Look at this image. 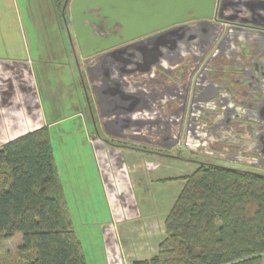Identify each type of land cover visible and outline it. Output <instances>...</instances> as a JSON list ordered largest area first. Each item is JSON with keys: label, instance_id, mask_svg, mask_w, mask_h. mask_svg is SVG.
I'll return each instance as SVG.
<instances>
[{"label": "rangeland", "instance_id": "obj_1", "mask_svg": "<svg viewBox=\"0 0 264 264\" xmlns=\"http://www.w3.org/2000/svg\"><path fill=\"white\" fill-rule=\"evenodd\" d=\"M69 15L67 6L62 19L78 54L79 81L88 87L84 67L91 62L81 57ZM51 17L48 0H0V59L27 60L26 50L37 44L30 35L32 24ZM35 67L38 70L40 64ZM69 82L64 77L55 80L47 74L36 75L45 103L55 97L57 102H66L60 96ZM49 135L72 230L86 264H104L105 247L111 264L151 258L164 236L163 220L183 184L169 180L189 174L200 163L264 174V169L193 156L179 147L165 151L111 140L102 132L96 108L92 120L82 115L69 117L52 127ZM20 239L16 235L1 242L0 264L16 259Z\"/></svg>", "mask_w": 264, "mask_h": 264}, {"label": "trees", "instance_id": "obj_2", "mask_svg": "<svg viewBox=\"0 0 264 264\" xmlns=\"http://www.w3.org/2000/svg\"><path fill=\"white\" fill-rule=\"evenodd\" d=\"M66 0H50L57 18ZM182 187L149 259L131 264H264V174L200 163ZM20 235L6 264H86L58 179L49 129L0 146L1 242Z\"/></svg>", "mask_w": 264, "mask_h": 264}, {"label": "water", "instance_id": "obj_3", "mask_svg": "<svg viewBox=\"0 0 264 264\" xmlns=\"http://www.w3.org/2000/svg\"><path fill=\"white\" fill-rule=\"evenodd\" d=\"M244 1L241 2L242 7L239 11L236 8V11L232 8L225 9L221 1L219 10L230 14L235 11L239 19L229 21L238 24L239 28L236 29L239 31H247L252 35L240 33L234 35L227 27L219 41L241 42L248 53L249 48L259 44V39L254 36L256 32H250L248 26L264 29L263 23L252 20V18L264 20V0H251V2L248 1L249 3ZM215 3L216 0L71 1L69 13L81 57L85 59L103 52L85 66V73L93 94L101 129L106 136L117 140L144 142L136 136L146 138L142 129L145 130L147 124L154 123V118L164 105L161 99L163 95L160 92L147 93L142 88V83L131 80L137 77H152L157 69L170 74L186 57L194 61V67L197 70L222 33L221 28L218 30L214 26L211 27L209 22L213 17ZM66 4L67 0L64 9ZM94 9L98 10L101 18L107 19L106 26L110 24L120 26L118 35L113 36L112 39L108 37L97 40L100 43L96 50L95 45L91 43L93 38L88 23L90 18L95 16L89 11ZM189 20L197 22L194 25L184 24ZM216 49L217 46L214 51ZM247 70L249 75L237 81L235 86L216 87V93L210 95L208 99H202L203 101L198 100L197 106L200 105V108L206 109L210 103L215 104L221 115H228L230 122L232 121L231 126L238 130L244 129V134L236 133L237 136L241 138L246 136L251 144L255 141L260 150L253 152L247 147L248 149L243 152L249 154L237 162L264 169V132L258 131L259 138L256 136V130L261 129L259 122L264 120V99L258 100V94L264 89L263 71L262 67ZM244 81L247 83H243ZM253 82L258 87L251 86ZM186 87L178 88L174 95L177 93L178 96L186 98L190 83ZM198 89L201 93L205 92L204 86H199ZM194 90L195 82L193 81L192 91ZM225 94H229L232 98L228 104L224 105L222 96ZM172 101L179 100L172 99ZM182 102L179 105H182L181 111L183 110L184 114L185 99ZM256 115L258 117H255ZM170 120L173 119L170 118ZM245 126L253 129L251 135L245 132ZM149 134L153 135L151 132ZM154 134L156 138H159L165 132L161 130ZM146 139L148 144L161 149H170L179 144L185 146V139L180 143L179 134L168 144L161 143L158 139L155 141L151 138ZM239 148L242 149L241 146ZM207 155L213 158L218 157L215 153L208 152Z\"/></svg>", "mask_w": 264, "mask_h": 264}, {"label": "flooded vegetation", "instance_id": "obj_4", "mask_svg": "<svg viewBox=\"0 0 264 264\" xmlns=\"http://www.w3.org/2000/svg\"><path fill=\"white\" fill-rule=\"evenodd\" d=\"M71 1L72 0H67L65 8H67V6L69 7ZM221 1L223 2V7L225 9L232 8L235 10L236 8L237 11H239L242 7L241 2H245L244 0H216L213 17L209 22L211 27L214 26L218 30L221 28L222 33L197 70H195L194 61L190 57H186L180 62L177 69L171 71L170 74L157 69L152 77H137L131 81L142 83V88L147 93L153 94L160 92L163 95V98L161 99L164 102V105L162 109H159L158 115L154 118V123H149L147 124L145 130L142 129L146 138L154 139V141L158 139L161 143L165 144H168L178 134L180 135V143H182V140L185 139V146L179 144L171 147L170 149L160 148V150L171 151L175 147H179L193 156H201L206 159L223 161L225 163H238L237 161L244 159L243 157H246L249 154L244 153V150L250 148V151H259L260 149L257 146L258 144L255 141L251 144L249 138H246V136L243 138L238 137L236 133L243 135L244 129L238 130L231 126L232 121L230 122L228 115H221L215 104L210 103L208 108L205 109L204 107L200 108V105L197 106V103L198 100L203 101L204 99H208L210 95L216 93V87H224L226 85L235 86L237 81L249 75L247 70L248 68L262 67L264 77V29L248 26L250 28V32H256L254 36L259 39V44L249 48L248 53H246L247 48H244L241 42H232L230 40L219 41L227 27H229V30L231 31L230 33L234 35L239 33L243 35L250 34L247 31H239L236 29L239 28V25L233 21H229L233 19L235 20L236 18L239 19V16L235 13L236 10L232 14L219 10ZM246 1L251 2V0ZM89 13L91 15L95 14V16L90 18V22L88 23L90 25L91 35L93 38L91 39V43L95 45L94 49L96 50L100 43L97 40L102 38L106 39L108 37L112 39L113 36L118 35L120 26L117 24H110L109 26H106L105 21L107 19L101 18L97 9L89 11ZM69 20L73 30V23L70 15ZM252 20L256 23L264 24V20H258L256 18H252ZM196 22L197 21L195 20H189L184 24L194 25ZM85 23L87 24V21H85ZM216 46L217 49L214 51ZM102 53L103 52L94 54L93 56L83 60L88 64L89 61L92 62L95 57ZM193 81L195 82L194 91H192ZM189 83L190 87L185 95L186 98L180 95L179 97L177 93L174 95L178 88H187L186 86ZM243 83H247V81H244ZM262 85L264 87L263 80ZM199 86H204L205 92H199ZM251 86L258 87L255 82H253ZM231 98L232 97L229 94L222 96V102L224 105L228 104ZM262 98L264 99V89L260 94H258V100H261ZM172 99L179 101L175 102L172 101ZM184 99L185 106L183 108H185V110L183 114V110L181 111L182 105H179V103H183L182 101H184ZM187 110H189V112H187ZM176 111L177 113L175 114ZM255 117L258 116L256 115ZM170 118L173 120H170ZM174 121L175 123H173ZM259 123L261 124V129L256 130L257 137L258 131L264 132V120H261ZM244 128L246 130L245 132H249L248 134L251 135L253 129L249 126H245ZM161 130L162 132H165V134H163L162 137L156 138L154 133ZM150 132L153 133V135L149 134ZM136 137L137 139L144 141L143 143H138L139 145H144L145 148L148 146L150 148L156 147L148 144L145 137ZM109 138L114 141H119L111 137ZM247 142L249 143L248 146ZM242 143H246V145L243 146ZM115 145L120 146L119 144ZM240 146L242 149L239 148ZM208 152L215 153L218 157H210L207 155Z\"/></svg>", "mask_w": 264, "mask_h": 264}, {"label": "crops", "instance_id": "obj_5", "mask_svg": "<svg viewBox=\"0 0 264 264\" xmlns=\"http://www.w3.org/2000/svg\"><path fill=\"white\" fill-rule=\"evenodd\" d=\"M48 2L52 17L32 24L33 34L30 35L37 40V44L33 50H26L27 60L0 59V146L42 127L51 130L69 117L82 115L86 121H90L94 116L93 94L89 84L86 87V84L79 81V68L75 64L78 54L73 47L67 22L57 18L50 0ZM50 63L55 66H48ZM36 64H40L38 70H35ZM39 73L47 74L55 80L64 77L70 81L67 89H64L65 94L60 96L66 102H57L55 97L52 102L45 99V103L43 96L46 95L41 93L36 83V75ZM64 111L67 113L64 114ZM105 250L103 263L111 264L106 247Z\"/></svg>", "mask_w": 264, "mask_h": 264}]
</instances>
